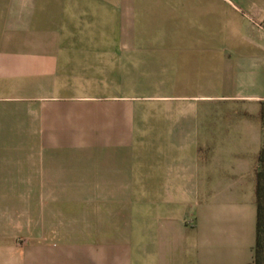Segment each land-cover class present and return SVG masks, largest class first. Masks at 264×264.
I'll list each match as a JSON object with an SVG mask.
<instances>
[{"label":"crops","instance_id":"0c3cea01","mask_svg":"<svg viewBox=\"0 0 264 264\" xmlns=\"http://www.w3.org/2000/svg\"><path fill=\"white\" fill-rule=\"evenodd\" d=\"M76 32L89 50L107 48L108 34L117 50L129 48L124 34L131 48L161 50L132 64L161 66L162 88L68 91ZM10 177L84 194L82 252L38 244L26 264H262L264 0H0ZM36 209L43 232L55 212Z\"/></svg>","mask_w":264,"mask_h":264},{"label":"rangeland","instance_id":"374dc122","mask_svg":"<svg viewBox=\"0 0 264 264\" xmlns=\"http://www.w3.org/2000/svg\"><path fill=\"white\" fill-rule=\"evenodd\" d=\"M129 35L124 34L125 45L129 48L117 50L111 47L115 42L111 38L115 35L108 34L107 48L89 50L85 34L76 32L73 35L75 43L70 42V46L75 48L68 51L75 65L64 66L66 71L72 73L65 78L68 91L113 95L129 94L136 88L141 94L148 89L162 88V72L156 71L161 66L132 64L133 58L139 57L140 62L147 56L161 57L162 51L146 47L131 48ZM122 55L123 60L119 62L117 58ZM83 197L82 193H63L58 190L36 192L35 177L0 178V264H26V257L28 263H34V258L31 260L27 254L37 252L41 244L43 252H82L85 242ZM40 201L45 202V213L51 215L55 212L53 218H46L45 215L43 232L38 230L36 216ZM51 201H55V209H52ZM61 201L75 202L74 210L60 208ZM68 211L71 213L64 215ZM262 249L261 254H264Z\"/></svg>","mask_w":264,"mask_h":264},{"label":"trees","instance_id":"16d2710c","mask_svg":"<svg viewBox=\"0 0 264 264\" xmlns=\"http://www.w3.org/2000/svg\"><path fill=\"white\" fill-rule=\"evenodd\" d=\"M256 185H255V192L257 193V199H258V175L256 176ZM260 229V218L259 216H257V240H256V244H255V248H254V261L255 263H262L263 264V260L262 258L264 256L260 255V250H261V246L260 243L258 241V230Z\"/></svg>","mask_w":264,"mask_h":264}]
</instances>
